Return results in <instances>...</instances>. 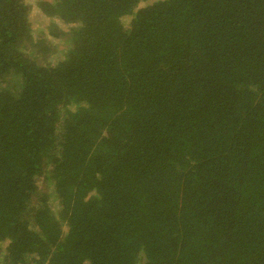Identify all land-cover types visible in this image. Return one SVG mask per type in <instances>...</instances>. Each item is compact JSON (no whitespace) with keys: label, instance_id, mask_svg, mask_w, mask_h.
<instances>
[{"label":"trees","instance_id":"obj_1","mask_svg":"<svg viewBox=\"0 0 264 264\" xmlns=\"http://www.w3.org/2000/svg\"><path fill=\"white\" fill-rule=\"evenodd\" d=\"M35 4L68 49L0 0V264H264V0Z\"/></svg>","mask_w":264,"mask_h":264},{"label":"rangeland","instance_id":"obj_2","mask_svg":"<svg viewBox=\"0 0 264 264\" xmlns=\"http://www.w3.org/2000/svg\"><path fill=\"white\" fill-rule=\"evenodd\" d=\"M24 3L29 7V22L32 38L38 42L41 41V37L43 39H47L48 44L50 45V51L47 54L42 55L41 62L50 61V59H54V61H59L64 56L66 50L68 49V44L66 42V27L61 24L58 20L48 19L44 15H42L36 7L35 0H24ZM128 18H124L123 22L126 23ZM50 23L55 25L57 32L60 34L58 38H51L49 36V29L51 27ZM46 27V32H45ZM43 31L46 33L43 34ZM62 33V34H61ZM41 43L42 42H38ZM40 58V56H39ZM39 187L42 189L45 188L42 182H38ZM52 199V197H51Z\"/></svg>","mask_w":264,"mask_h":264}]
</instances>
